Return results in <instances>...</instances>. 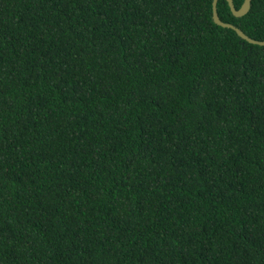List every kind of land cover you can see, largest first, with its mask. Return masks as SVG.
Wrapping results in <instances>:
<instances>
[{
    "label": "trees",
    "instance_id": "trees-1",
    "mask_svg": "<svg viewBox=\"0 0 264 264\" xmlns=\"http://www.w3.org/2000/svg\"><path fill=\"white\" fill-rule=\"evenodd\" d=\"M212 4L0 0V264H264V46Z\"/></svg>",
    "mask_w": 264,
    "mask_h": 264
},
{
    "label": "water",
    "instance_id": "water-1",
    "mask_svg": "<svg viewBox=\"0 0 264 264\" xmlns=\"http://www.w3.org/2000/svg\"><path fill=\"white\" fill-rule=\"evenodd\" d=\"M218 1L219 0H213V4H212L213 21L215 22V24H217L223 28H229V29L234 30L241 39H243V40H245L251 44L264 46V41L255 40V39L249 37L248 35H246L241 29H239L235 25L222 21L219 17L218 11H217ZM226 1L228 2L230 9H231V11L235 17H243L249 12L252 0H244L242 6L239 9H236L233 0H226Z\"/></svg>",
    "mask_w": 264,
    "mask_h": 264
}]
</instances>
